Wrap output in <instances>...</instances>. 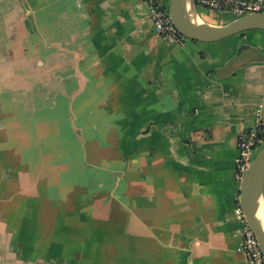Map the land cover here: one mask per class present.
I'll return each mask as SVG.
<instances>
[{"label": "crops", "instance_id": "crops-1", "mask_svg": "<svg viewBox=\"0 0 264 264\" xmlns=\"http://www.w3.org/2000/svg\"><path fill=\"white\" fill-rule=\"evenodd\" d=\"M223 16L198 19H235ZM258 116L263 29L177 44L143 0H0V205L28 226L0 227V264H248L233 172ZM67 127L84 148L67 152ZM19 139L46 147L11 146ZM51 181L89 189L72 199L73 228L13 215L18 189Z\"/></svg>", "mask_w": 264, "mask_h": 264}, {"label": "built area", "instance_id": "built-area-1", "mask_svg": "<svg viewBox=\"0 0 264 264\" xmlns=\"http://www.w3.org/2000/svg\"><path fill=\"white\" fill-rule=\"evenodd\" d=\"M149 9L150 18L153 22L157 35L171 43H182L186 37L182 35L172 23L168 7L159 0H143ZM196 9H206L216 15L231 13L235 18L261 12L264 13V0H195ZM264 144V117L258 116L254 119L252 126L243 132L237 140V157L235 158L234 180L241 184L247 168ZM262 194L264 197V182ZM234 215L240 222V244L239 249L245 255L248 264H264V255L259 246L254 232L249 227L244 212L238 202H235Z\"/></svg>", "mask_w": 264, "mask_h": 264}, {"label": "rangeland", "instance_id": "rangeland-1", "mask_svg": "<svg viewBox=\"0 0 264 264\" xmlns=\"http://www.w3.org/2000/svg\"><path fill=\"white\" fill-rule=\"evenodd\" d=\"M197 13L198 15L200 14V8H197ZM217 20L219 21H225L224 16L217 15ZM230 19V16H229ZM73 135V134H72ZM5 145V144H3ZM264 145V144H263ZM262 145V146H263ZM11 146L14 147H28V148H41V147H46L41 143V141H33V142H28L26 144V141L19 139L18 141L12 143ZM261 146V147H262ZM65 147L67 148L68 151H72V149L82 147L84 148V141L79 139L78 136L75 135V137L71 136L69 133V128L67 127V139L65 141ZM259 147V150L260 148ZM51 148H55L51 144ZM56 149V148H55ZM258 150V151H259ZM257 151V152H258ZM18 159V164H26L24 160L28 159V162L30 163L31 159L33 157H24L21 155H18L16 157ZM74 157L72 155H67L66 156V161L70 165L74 163L75 167L76 165L80 164L81 161H79V157H76V161L73 160ZM2 163L3 164H9L10 160H13V157L10 156H3L1 157ZM82 165H84V168H93V165H91V162H88L86 159L82 160ZM72 166V165H71ZM89 170V169H88ZM2 190V189H1ZM5 191H8V189H5ZM18 192L21 194L20 202L19 204L14 205V212L13 215H19L20 213H38V212H43L45 221L42 225L47 226L49 228H54L51 230L56 231L58 227H63L66 230L70 229V227H74L75 222L77 221L74 215H78L82 212L81 206L77 204V207H73V201L72 199L76 197H80L82 195L89 194V189H78L75 188V186L71 183L69 187H62V185L58 186L56 185V182H49L47 186L44 188H32V189H18ZM38 204V206H37ZM11 208L10 205L8 204H1L0 205V213L2 214L0 218V227L2 226L10 228L9 223H14V226L16 225L19 227V229H26L27 224L24 218H18L14 221H11L8 218L10 216ZM39 215L41 213H38ZM58 217L62 220H58ZM78 222V221H77ZM41 221H39L38 226L40 227ZM76 226V225H75ZM66 242L67 246L68 244L72 243L73 244V239L70 238L69 236H66ZM93 237H87V243H89V239ZM89 250V249H87ZM71 255L73 254L72 252L70 253Z\"/></svg>", "mask_w": 264, "mask_h": 264}, {"label": "water", "instance_id": "water-1", "mask_svg": "<svg viewBox=\"0 0 264 264\" xmlns=\"http://www.w3.org/2000/svg\"><path fill=\"white\" fill-rule=\"evenodd\" d=\"M193 12L198 17L195 0H190ZM181 0H169L168 11L172 23L186 38L202 42L221 40L249 29L264 30V13H250L224 24L193 23L188 15L180 11ZM264 145L251 160L241 182L238 202L251 230L254 232L264 255V228L256 217V202L263 195Z\"/></svg>", "mask_w": 264, "mask_h": 264}, {"label": "bare ground", "instance_id": "bare-ground-1", "mask_svg": "<svg viewBox=\"0 0 264 264\" xmlns=\"http://www.w3.org/2000/svg\"><path fill=\"white\" fill-rule=\"evenodd\" d=\"M180 11L183 15H188L193 23H199L198 17L195 16L190 0H181ZM256 217L264 228V201L261 195L256 202Z\"/></svg>", "mask_w": 264, "mask_h": 264}]
</instances>
